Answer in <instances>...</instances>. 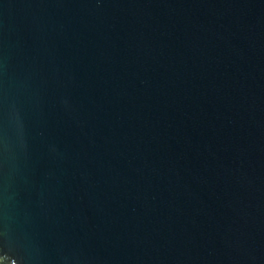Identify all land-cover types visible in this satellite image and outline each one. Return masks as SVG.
Instances as JSON below:
<instances>
[{
  "label": "water",
  "instance_id": "water-1",
  "mask_svg": "<svg viewBox=\"0 0 264 264\" xmlns=\"http://www.w3.org/2000/svg\"><path fill=\"white\" fill-rule=\"evenodd\" d=\"M0 264H264V0H0Z\"/></svg>",
  "mask_w": 264,
  "mask_h": 264
}]
</instances>
